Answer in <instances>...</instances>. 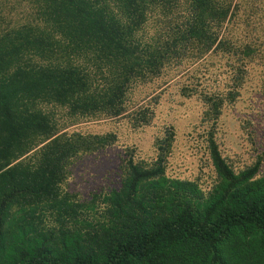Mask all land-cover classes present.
<instances>
[{"label":"trees","instance_id":"obj_1","mask_svg":"<svg viewBox=\"0 0 264 264\" xmlns=\"http://www.w3.org/2000/svg\"><path fill=\"white\" fill-rule=\"evenodd\" d=\"M177 78L201 106L196 176L170 174L166 126L151 158L124 146L114 187L71 190L119 143L75 127H150ZM0 264H264V0H0Z\"/></svg>","mask_w":264,"mask_h":264},{"label":"rangeland","instance_id":"obj_2","mask_svg":"<svg viewBox=\"0 0 264 264\" xmlns=\"http://www.w3.org/2000/svg\"><path fill=\"white\" fill-rule=\"evenodd\" d=\"M177 81L179 82V78L166 87L156 110V119L150 127L133 130L125 120L90 122L75 127L76 130L88 134L116 133L119 143L84 162L69 182L71 190L81 191L87 195L92 190L102 187H114L117 183L119 153L124 146H134L139 150L141 157L151 158L154 156L153 140L166 126H174L178 131L170 174L181 178L196 176L199 160L203 159L202 140L199 139L195 130L199 122L201 106L195 99L181 97L176 85ZM153 91L154 86L150 85L139 88L133 93L132 97L136 99L133 101L147 97ZM239 128L240 122L236 117L233 115L226 117L222 127L221 141L223 149L232 156L243 152L245 143Z\"/></svg>","mask_w":264,"mask_h":264}]
</instances>
